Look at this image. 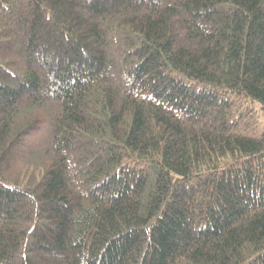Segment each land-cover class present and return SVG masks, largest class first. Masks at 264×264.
<instances>
[{
	"label": "trees",
	"instance_id": "1",
	"mask_svg": "<svg viewBox=\"0 0 264 264\" xmlns=\"http://www.w3.org/2000/svg\"><path fill=\"white\" fill-rule=\"evenodd\" d=\"M0 264H264V0H0Z\"/></svg>",
	"mask_w": 264,
	"mask_h": 264
},
{
	"label": "rangeland",
	"instance_id": "2",
	"mask_svg": "<svg viewBox=\"0 0 264 264\" xmlns=\"http://www.w3.org/2000/svg\"><path fill=\"white\" fill-rule=\"evenodd\" d=\"M259 128H254V129H252V132L253 133H257L256 131L258 130Z\"/></svg>",
	"mask_w": 264,
	"mask_h": 264
}]
</instances>
